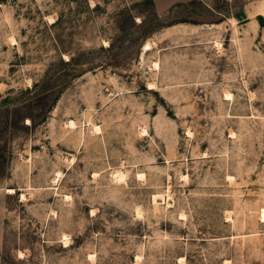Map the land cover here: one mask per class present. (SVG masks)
I'll return each instance as SVG.
<instances>
[{"label":"rangeland","instance_id":"obj_1","mask_svg":"<svg viewBox=\"0 0 264 264\" xmlns=\"http://www.w3.org/2000/svg\"><path fill=\"white\" fill-rule=\"evenodd\" d=\"M0 264H264V0H0Z\"/></svg>","mask_w":264,"mask_h":264},{"label":"crops","instance_id":"obj_2","mask_svg":"<svg viewBox=\"0 0 264 264\" xmlns=\"http://www.w3.org/2000/svg\"><path fill=\"white\" fill-rule=\"evenodd\" d=\"M153 5L157 12H164L170 7L174 6L176 3L185 2L190 0H152Z\"/></svg>","mask_w":264,"mask_h":264},{"label":"bare ground","instance_id":"obj_3","mask_svg":"<svg viewBox=\"0 0 264 264\" xmlns=\"http://www.w3.org/2000/svg\"><path fill=\"white\" fill-rule=\"evenodd\" d=\"M149 45H150V44H149ZM149 45H145V49H144V51L150 49V46H149ZM144 51H143V52H144Z\"/></svg>","mask_w":264,"mask_h":264}]
</instances>
